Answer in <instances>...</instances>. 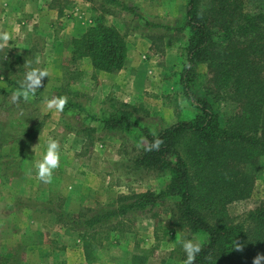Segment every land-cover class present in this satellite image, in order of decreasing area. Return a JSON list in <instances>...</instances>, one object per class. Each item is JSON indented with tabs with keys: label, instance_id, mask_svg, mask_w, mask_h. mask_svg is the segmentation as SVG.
Instances as JSON below:
<instances>
[{
	"label": "rangeland",
	"instance_id": "374dc122",
	"mask_svg": "<svg viewBox=\"0 0 264 264\" xmlns=\"http://www.w3.org/2000/svg\"><path fill=\"white\" fill-rule=\"evenodd\" d=\"M36 1L0 0V32L8 31L13 37L0 51V140L4 141L0 148V264H183L186 255L181 242L201 243L203 237L181 227L173 212L176 197L166 196L151 208L128 211L90 228L83 221L96 211L117 206L122 195L145 190L157 193L168 181L167 173L134 169L130 161L145 141L144 132L154 134L193 115L194 109L181 93L179 83L186 55V0H68L62 5V15H56L54 9L45 17L40 24L42 34L32 31L39 24L28 7L33 3L36 8ZM54 1L61 4L60 0ZM151 4L158 7L157 23L142 15L144 11L151 13ZM77 11L78 15L72 14ZM82 12L84 18H80ZM89 12L90 21L86 22ZM98 14L125 34L128 53L121 70L102 74L92 68L89 72L90 63L72 61L70 57L59 64L47 62V41L60 24L70 26L77 18L79 25L86 27ZM142 36L149 38V48ZM35 68L50 73L43 91L38 89L28 102L21 98L13 103L12 95L25 73ZM189 72V87L195 96L202 95L204 66L197 64ZM116 93L119 96L112 98ZM41 94L46 99L66 96L68 103L62 112L49 111ZM118 98L134 99L133 105L126 107L131 115L124 128H100L102 118L119 107ZM212 106L220 120L234 109L230 101L214 102ZM59 119L73 130L87 127L79 126L82 119L91 125L89 128L94 127L82 133L85 137L79 134L80 140L65 135L69 139L64 147L60 146V156L67 161L62 158L53 173L56 178L63 176L61 182L52 180L36 188L18 180L20 154L45 153L50 137L58 140L63 136L62 127L54 124ZM37 123H44L40 141L25 146L22 152L23 133ZM33 136L36 132L30 139ZM79 148L81 158L73 160ZM257 163L249 192L227 205L228 214L244 226L250 224L246 214L264 205V154ZM70 171L74 178L68 181L65 174ZM83 236L88 241V259L83 255Z\"/></svg>",
	"mask_w": 264,
	"mask_h": 264
},
{
	"label": "trees",
	"instance_id": "16d2710c",
	"mask_svg": "<svg viewBox=\"0 0 264 264\" xmlns=\"http://www.w3.org/2000/svg\"><path fill=\"white\" fill-rule=\"evenodd\" d=\"M183 17L186 55L179 83L193 115L154 134L144 132L145 141L130 161L134 169L167 173L168 181L157 193L122 195L117 206L94 212L83 224L90 228L176 197L173 212L181 227L203 237L195 264H253L264 254V205L246 214L248 226L235 222L227 205L249 192L264 154V0H186ZM126 53L125 34L102 14L70 39V60L87 57L92 68L105 73L119 70ZM197 64L204 66L206 78L203 94L195 96L187 75ZM218 101L234 106L222 120L212 106ZM118 104L102 118L104 130L123 129L129 119L128 104ZM40 126L26 128L25 141ZM156 137L163 141L159 150L147 151ZM21 145L23 152L28 143ZM82 238L88 259V241Z\"/></svg>",
	"mask_w": 264,
	"mask_h": 264
},
{
	"label": "crops",
	"instance_id": "0c3cea01",
	"mask_svg": "<svg viewBox=\"0 0 264 264\" xmlns=\"http://www.w3.org/2000/svg\"><path fill=\"white\" fill-rule=\"evenodd\" d=\"M147 1H149L150 3H152V2H160V0H147ZM57 2L58 1L55 2L54 0H37L36 1V8H34V4L33 3H31L29 5L28 9L31 8V10L34 11L32 14L37 16V22L39 24V25H37L36 28L32 29V31H35V33L37 32L39 34H42L43 31H42V29H40V26H41L40 24L45 20V17H47L48 15H52V14H49V12L54 10V9H56V11H55L56 15H59V14L62 15L63 14L62 11L63 10L65 11V7H63V6H65L64 4L65 3L68 4L70 1H68V0H60L61 4H58ZM133 2H135V0H133ZM128 4H130V3H128ZM91 8L92 7H90V9ZM150 8H152L151 13L148 12V11H144L142 13V15L145 16L146 18H148V20H151V21L157 23L158 20H160L159 19L160 17L158 15L159 12H157L158 7H157L156 4H151ZM90 9H89V11H90ZM23 10H25V8L22 9V12H23ZM153 10H154V13H153ZM57 11H58V13H57ZM72 14L73 15H78V11L76 13L73 12ZM84 14L85 13L82 12V15L80 16V18L81 17L84 18ZM89 15H90V12L87 14V16H85L86 17V22L90 21V19L88 17ZM66 16L69 17V15H66ZM64 20L65 19L63 18L62 22H64ZM87 25H88V23L85 24V26H87ZM41 28H43V27H41ZM57 28H58V30L55 29L53 31V34L51 36L52 37L51 41H47L48 49H49V52L47 51V55L49 56V60L47 59V62H50L52 64L53 63L54 64H59L60 62L61 63L64 62L65 59H69V57H70V39L72 37L78 35L85 27L80 26L79 25V20L76 18V21L71 23L70 26L69 25H64V23H62ZM27 30L28 29H26V32H27ZM56 33H57V35H56ZM44 34H45V32H44ZM141 38L146 42V45L149 48L150 47L149 38L147 36H142ZM50 53H51V56H50ZM127 53H128V51H127ZM80 59L82 61H84V62H87L88 64L90 63L89 59L87 57H83V58H80ZM41 62H43V60H41ZM87 66H88L87 67L88 71L92 72V67L90 65H87ZM84 70H86V69H84ZM120 70H121V68H120ZM102 74H105V72H103ZM54 79L56 80V77H54ZM41 90H42V88L39 91L40 93H41ZM116 94L117 95H114V94L111 95V97L112 98L118 97L119 93H116ZM39 96H40V98H42V103H43V101H46V96H44L43 94H41ZM118 100L120 102L128 104L129 107H131L133 105V101H134V99H132V98H127V99H125V98L119 99L118 98ZM38 109L40 110V106H38ZM104 109L105 108H103L102 110H104ZM59 118H61V117H59ZM61 120L62 119H59L58 121H55V123H54L55 125L59 124L62 127L61 133H62L63 136L60 137V139H58V141L61 142V145H60L61 147H64L66 142H68L69 138H67L68 136H65V135H73V139L80 140L82 138V136L85 137L84 135H82V133H87V132L89 133L90 131H93V128H94V127H90L89 128L88 126H91V125L90 124L86 125L87 123L85 122V119H82V122H79V126H81V127L87 126V127L86 128L83 127L82 129L76 128L75 130H73V129H70L66 125V121L65 120L64 121H61ZM100 124H101L100 128H103L102 121L100 122ZM43 126H44V123L39 127L38 131L36 132V136H33L34 138L32 137V139H29L28 141L27 140L25 141L26 138L22 137L23 138L22 142L24 141V143H28L29 147L31 145L32 146L35 145V142H39L40 141V137H41V133H42V130H43V129H41V127L43 128ZM79 134L82 135V136H79ZM71 137H70V141H71ZM2 143H4V141L0 140V148L3 146ZM8 144H11V143H7V145ZM69 144H71V146H73V144L71 142ZM44 151H46V150H44ZM2 154H3V152H2ZM7 154H9V153H7ZM9 155H11V154H9ZM43 155H44V153H41L40 151H38L37 153H34V152L32 153V152L28 151L27 153L23 154V156H20L19 157V160H20L19 166H16V169H19V171H20V177L18 178V180H20V181H24V180L28 181V183H32V184L35 185L36 188H38V186L40 184H42V182L38 181L37 178H36V169H35L34 165H35V163L37 161H39V159H41L43 157ZM81 155H82V151L79 148L78 153L74 154L71 158L73 160L78 161V159L80 160ZM62 158H63V160L67 159L66 157H63V155H61L60 156V162L61 163L63 162ZM20 165H21V167H20ZM56 171H57V169H56ZM70 173H71V171L69 173L65 174V177H66V179L68 181L71 180L72 178H74V176L69 175ZM62 177H63L62 175L60 177H58V178L53 176V180L55 181V183H57V180L61 182ZM59 187H60V183H59ZM68 187H70V186H68ZM69 189H71V187ZM58 192H61V190H58ZM57 207L58 206H56V208Z\"/></svg>",
	"mask_w": 264,
	"mask_h": 264
},
{
	"label": "clouds",
	"instance_id": "9594fccd",
	"mask_svg": "<svg viewBox=\"0 0 264 264\" xmlns=\"http://www.w3.org/2000/svg\"><path fill=\"white\" fill-rule=\"evenodd\" d=\"M12 34L8 31L0 32V51H3L10 40H12ZM49 71L47 69H31L25 73L24 78L20 81V87L12 95L13 103L19 102L21 98L25 102H28L36 94V91L44 86L45 79L49 78ZM68 103V97H52L46 99V108L49 111L55 110L62 112ZM163 141L156 137L152 141L147 151L159 150ZM60 166V143L54 138H49L46 145V151L39 161L34 165L36 169V178L38 181L50 184L53 180L54 171ZM183 251L186 255V259L183 264H195L197 255L202 251V245L199 241L183 240L181 242ZM237 251H242L243 248L240 245L236 247ZM264 261V254H257L253 259V264H261Z\"/></svg>",
	"mask_w": 264,
	"mask_h": 264
}]
</instances>
